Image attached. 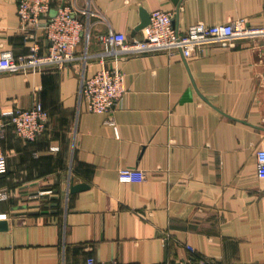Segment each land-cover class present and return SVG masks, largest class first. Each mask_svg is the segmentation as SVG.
<instances>
[{
  "label": "crops",
  "instance_id": "crops-1",
  "mask_svg": "<svg viewBox=\"0 0 264 264\" xmlns=\"http://www.w3.org/2000/svg\"><path fill=\"white\" fill-rule=\"evenodd\" d=\"M17 2L0 0V55L25 54L33 42L44 53L45 37L19 20ZM63 5L85 24L75 58L26 74L0 72V111L38 100L48 113L36 139L7 125L0 141L7 164L0 264H87L89 257L94 264H264L259 37L210 43L188 58L107 52L104 64L124 73L121 106L94 113L79 98L81 78L101 67L98 34L139 38L142 15L155 9L172 12L179 30L236 18L259 27L264 0H51L50 12ZM121 167L139 168L145 178L121 182Z\"/></svg>",
  "mask_w": 264,
  "mask_h": 264
},
{
  "label": "built area",
  "instance_id": "built-area-1",
  "mask_svg": "<svg viewBox=\"0 0 264 264\" xmlns=\"http://www.w3.org/2000/svg\"><path fill=\"white\" fill-rule=\"evenodd\" d=\"M51 0H18L17 15L23 23H31L39 29L47 41V49L39 52V45L33 42L25 54L14 55L11 51H3L0 55V72L28 73L44 69L48 65H59L75 58V48L80 42L85 24L76 11L69 5L58 7L50 12ZM85 12V10H84ZM141 36L128 40L121 32L109 31L97 35L104 46L101 53V67L90 77H83L79 83V98L86 109L94 113L110 112L121 106L126 93L124 73L116 64L105 65L104 55L116 51L122 55H142L165 52L168 55L180 53L188 58L196 51L210 43L226 45L239 38L259 37L264 46V12L263 23L259 27L248 25L245 18H236L227 23L212 25L198 21L184 30H179L173 23V13L155 9L149 13V22L141 29ZM88 38V33L86 34ZM108 47H111L109 50ZM118 59V57H117ZM264 76V72H263ZM48 113L41 102L35 100L29 107L15 106L0 111V141L4 137L7 125L16 135L25 140H34L41 135L47 124ZM108 122L114 125V119ZM257 175L264 181V148L256 152ZM6 156L0 143V174L6 172ZM121 182L142 181L145 172L139 168L121 167L117 172ZM0 190V200L6 198ZM186 248L195 252L187 244ZM87 264H94V259H86ZM100 264H132L112 259ZM174 264H217L206 259L195 261L180 259ZM250 264V263H232Z\"/></svg>",
  "mask_w": 264,
  "mask_h": 264
},
{
  "label": "water",
  "instance_id": "water-1",
  "mask_svg": "<svg viewBox=\"0 0 264 264\" xmlns=\"http://www.w3.org/2000/svg\"><path fill=\"white\" fill-rule=\"evenodd\" d=\"M149 22V14H143L142 15V19L141 22L139 23V25L137 26L138 29H141L143 26H145L146 24H148ZM173 23L175 24V22L173 21ZM85 187V184L80 183V184H75V185H71L70 187V191H77L79 189H82ZM7 228V221L6 220H0V230L6 229Z\"/></svg>",
  "mask_w": 264,
  "mask_h": 264
},
{
  "label": "trees",
  "instance_id": "trees-1",
  "mask_svg": "<svg viewBox=\"0 0 264 264\" xmlns=\"http://www.w3.org/2000/svg\"><path fill=\"white\" fill-rule=\"evenodd\" d=\"M4 174V173H3ZM1 175V174H0Z\"/></svg>",
  "mask_w": 264,
  "mask_h": 264
}]
</instances>
